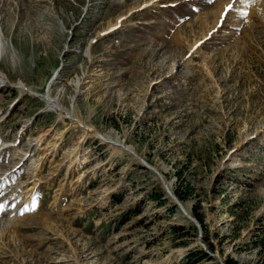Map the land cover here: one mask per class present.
Listing matches in <instances>:
<instances>
[{"label":"rangeland","instance_id":"374dc122","mask_svg":"<svg viewBox=\"0 0 264 264\" xmlns=\"http://www.w3.org/2000/svg\"><path fill=\"white\" fill-rule=\"evenodd\" d=\"M2 41L84 124L0 83V264H264V0H0Z\"/></svg>","mask_w":264,"mask_h":264},{"label":"bare ground","instance_id":"6f19581e","mask_svg":"<svg viewBox=\"0 0 264 264\" xmlns=\"http://www.w3.org/2000/svg\"><path fill=\"white\" fill-rule=\"evenodd\" d=\"M89 49H90V48H88V53H89V51H90ZM5 51H6L5 42L2 41V43L0 44V58H3V57L5 56ZM3 59H4V58H3ZM14 61H15V60H14ZM17 62H18V61H17ZM15 65H16V64H15ZM57 74H58V73L55 71V73H54L55 77L58 76ZM54 82H55V78H54L51 82L47 83V85H46V89H47V90H46L45 92L41 93V91L31 88L30 86L27 85L26 82H24V81H22V80H20V79L17 80L16 82H12V81H11V80L5 75V73H3V72L0 70V83H4L3 85L8 84V85H11V86H16V87H18V88H21L22 91L30 92V93L34 94L35 96H41V98H43V99H45V100L47 101V104L49 105V107H52V108H54V109L56 108L58 111H60V114H61L62 116L67 117V118H70L72 121H74V122L80 124V121H79L77 118H75V116L73 115L72 110H70L68 107H66V106L62 103V101L58 98L57 95L52 94V92H51V87H52V85H53ZM79 83H80L79 80H77V81H76V86H79V87H80ZM79 91H80V90H78V93H79ZM58 115H59V114H58ZM76 123H75V124H76ZM81 124H84V123L81 122ZM81 124H80V125H81ZM85 127H86L87 129H89V130L91 129L90 126H86V125H85ZM91 132L98 134V130H96V129H93V131H91ZM102 138H103L104 140L112 141L113 143H117V144L123 146L124 148H127V149H130V148H131V147H129V145H128V146H127V145H124L123 142H120V141H118V140H116V139H111V138L108 137V136L103 135ZM13 144H14V143H13ZM13 144L10 145V143H8V142H7V143H3L2 146H1L0 148L2 149V148L9 147V146H13ZM15 146H16V145H15ZM0 152H1V150H0ZM87 161H88V159H87ZM171 191H172V190H171Z\"/></svg>","mask_w":264,"mask_h":264},{"label":"trees","instance_id":"16d2710c","mask_svg":"<svg viewBox=\"0 0 264 264\" xmlns=\"http://www.w3.org/2000/svg\"><path fill=\"white\" fill-rule=\"evenodd\" d=\"M178 182L179 183L176 185V189H175V193L178 196V198L181 199L182 201L188 198H191L193 194V189H194L193 186L190 183H187L186 186H183L180 174H178ZM161 196L162 195H160V198ZM174 205L177 206L176 204ZM194 214L203 223L202 217L196 212H194ZM179 228L180 230L184 229V227L182 226ZM204 259L213 260V257L208 252H206L204 249L196 248L189 253L187 264H197L203 261ZM212 264H219V263L213 262ZM225 264H249V263H244L234 257L228 256L225 259Z\"/></svg>","mask_w":264,"mask_h":264},{"label":"snow or ice","instance_id":"6c2138e0","mask_svg":"<svg viewBox=\"0 0 264 264\" xmlns=\"http://www.w3.org/2000/svg\"><path fill=\"white\" fill-rule=\"evenodd\" d=\"M231 7H232V5L230 4V5L228 6V8L230 9ZM227 10H228V9H226V12H227ZM243 15H245V16H246V15H247V13H246V12H244V13H243ZM29 210H34V206H33V208H32V209H29V208H25V209H24V211H29ZM21 214H23V212H21Z\"/></svg>","mask_w":264,"mask_h":264},{"label":"water","instance_id":"95a60500","mask_svg":"<svg viewBox=\"0 0 264 264\" xmlns=\"http://www.w3.org/2000/svg\"><path fill=\"white\" fill-rule=\"evenodd\" d=\"M148 167H150L149 165H147ZM152 169H154V168H152ZM174 195V194H173ZM176 200H178V199H176ZM178 203H179V205H181V206H183V203L180 201V200H178ZM184 208V207H183ZM191 217V216H190ZM193 218V217H192ZM195 221H197L195 218H193Z\"/></svg>","mask_w":264,"mask_h":264}]
</instances>
